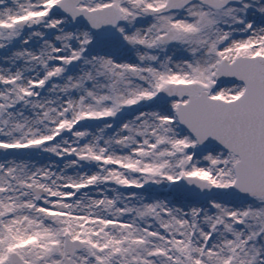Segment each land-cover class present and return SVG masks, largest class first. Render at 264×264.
I'll use <instances>...</instances> for the list:
<instances>
[{
	"label": "snow or ice",
	"instance_id": "snow-or-ice-1",
	"mask_svg": "<svg viewBox=\"0 0 264 264\" xmlns=\"http://www.w3.org/2000/svg\"><path fill=\"white\" fill-rule=\"evenodd\" d=\"M0 264H264V0H0Z\"/></svg>",
	"mask_w": 264,
	"mask_h": 264
}]
</instances>
